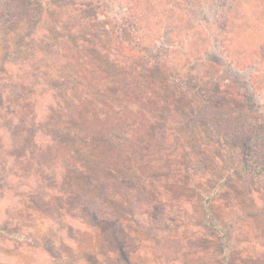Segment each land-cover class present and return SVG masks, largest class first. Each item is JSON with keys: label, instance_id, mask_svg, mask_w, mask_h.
<instances>
[{"label": "rangeland", "instance_id": "rangeland-1", "mask_svg": "<svg viewBox=\"0 0 264 264\" xmlns=\"http://www.w3.org/2000/svg\"><path fill=\"white\" fill-rule=\"evenodd\" d=\"M156 4L159 7L158 0H105L103 16L113 28L121 12L135 9L137 14ZM261 4L238 0L236 5L238 39L246 38L251 46L233 51L246 61L242 64H251L248 69L224 63L215 43L210 53L229 78L240 82L231 86L235 102L246 105L241 93L247 91L255 96L254 109L264 117V59L258 58L256 49L264 38ZM40 6L30 18L0 15V229L8 232L0 235V264H126L127 257L135 264H264V156L251 157L247 148L218 139L203 123L193 122L187 110L179 119L156 115V122L152 118L146 125L139 122L132 137H141V152L125 158L119 177H113L116 186L109 194L117 198L114 214L105 221H96L84 207L71 206L81 180L73 181L71 194L62 185L59 192L50 188L64 167L58 162L63 147L53 143L50 134L61 128L60 120L55 128L51 125L59 119L56 111L63 103L62 93L70 92L66 87H72L76 71L64 66L68 46L60 29L71 10L63 11L55 1ZM4 7L0 0V11ZM173 8L171 3L159 7L155 20ZM194 31L201 33L199 27L183 29L174 38L157 28L146 33L144 45L124 40L123 45L133 57L165 67L168 73L157 77L166 80L188 72L185 44L194 39ZM174 40L184 43L171 45ZM200 61L191 66L195 74ZM215 72L218 75L219 70ZM249 73L261 95L255 91L251 95ZM222 74L212 82L232 85ZM191 100L186 107L199 105ZM149 125L154 128L151 132ZM137 193L149 204L140 200L133 206L129 197ZM209 194L219 229L204 220L203 200ZM101 245L107 251L104 255L97 252ZM114 257H118L115 262Z\"/></svg>", "mask_w": 264, "mask_h": 264}, {"label": "trees", "instance_id": "trees-1", "mask_svg": "<svg viewBox=\"0 0 264 264\" xmlns=\"http://www.w3.org/2000/svg\"><path fill=\"white\" fill-rule=\"evenodd\" d=\"M50 1L58 3L63 11L71 10L60 29L63 32L61 38L68 46L64 49V66L75 70L76 74L72 75L73 88L66 87L70 92L62 93L63 103L56 111L59 119L51 125L52 129L55 128L60 120L58 126L61 128L57 132H50L52 142L59 148L63 147V152L59 149L61 155L58 154V162L64 166L50 188L59 192L62 185L66 193L71 194L73 181L82 182L79 191L73 194L71 206L84 207L95 215L98 222L114 214L117 195L113 197L109 194V190L113 192L116 186L113 177H119V167L125 164V158L141 152V137H132L135 129L139 128V122L141 125L149 124L150 118L156 122V115L168 116L169 119L174 117L175 120L187 110L193 122L203 123L218 139L232 146L247 148L251 157L264 156V117L252 105L251 99L255 96L251 97L247 91H243L241 94L247 104L239 106L235 102L234 87L231 86L236 84L238 87L240 82L229 78V72L222 71L217 59H211L210 52L215 43L224 56V63L239 70H246L251 65L242 64L246 61L241 62L233 51V48H242L246 44L251 46L246 38L244 42L241 37L239 40L236 32L234 18L238 11V0H158L159 7L171 3L174 6L172 12L158 20L154 17L159 8L157 4L153 5L154 8H141L137 14L135 9L129 14L121 12L113 28L103 16L105 0H2L5 7L0 15H8L14 20L30 18L40 11V5ZM260 2L264 15V0ZM195 27H199L201 33L192 32L194 39H187L185 44L188 72L184 75L173 74L166 80L157 77L158 73L163 75L166 72L165 67L133 57L123 45V40L144 45L146 33L156 32L157 28L171 36L174 34L175 38L178 31ZM260 40L256 49L262 61L264 38ZM183 43L174 40L170 44L180 46ZM200 45L204 46L203 50H200ZM80 59L83 61L80 62ZM197 60L202 61L195 74L191 66ZM215 69L219 70L218 75ZM220 73L224 78L231 79L232 85L214 84V79H221ZM97 77L102 80L99 81ZM253 78L249 73L247 84L252 87L251 95H255V92L261 95ZM191 99L197 100L196 104L199 105L186 107ZM149 126L148 130L153 131V126ZM93 161H96V167L92 165ZM72 162L79 164L78 167L70 166ZM246 166L247 163L244 168L248 169ZM211 197L212 194H209L203 200L204 220L212 228L219 229L210 210ZM129 198L133 206L143 200L138 193ZM118 200L121 202L123 197H118ZM142 202L149 204L150 201ZM6 234V229H0V235ZM228 242L224 236V243ZM104 248L105 245H101L97 252L104 255L107 253ZM113 259L115 262L118 257ZM125 262L135 264L128 257ZM115 264L121 263L117 261Z\"/></svg>", "mask_w": 264, "mask_h": 264}]
</instances>
